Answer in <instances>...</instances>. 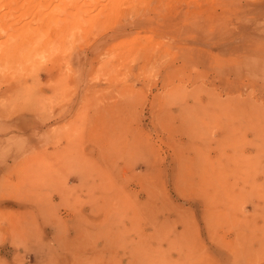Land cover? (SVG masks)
<instances>
[{"label":"rangeland","instance_id":"obj_1","mask_svg":"<svg viewBox=\"0 0 264 264\" xmlns=\"http://www.w3.org/2000/svg\"><path fill=\"white\" fill-rule=\"evenodd\" d=\"M0 264H264V0H0Z\"/></svg>","mask_w":264,"mask_h":264}]
</instances>
